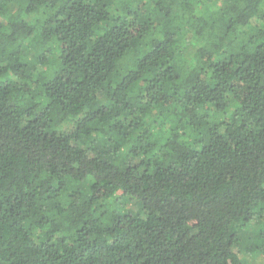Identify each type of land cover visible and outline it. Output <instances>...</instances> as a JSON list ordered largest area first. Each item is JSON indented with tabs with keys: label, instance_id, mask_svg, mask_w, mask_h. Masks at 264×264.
<instances>
[{
	"label": "trees",
	"instance_id": "obj_1",
	"mask_svg": "<svg viewBox=\"0 0 264 264\" xmlns=\"http://www.w3.org/2000/svg\"><path fill=\"white\" fill-rule=\"evenodd\" d=\"M248 256L264 0H0V264Z\"/></svg>",
	"mask_w": 264,
	"mask_h": 264
},
{
	"label": "rangeland",
	"instance_id": "obj_2",
	"mask_svg": "<svg viewBox=\"0 0 264 264\" xmlns=\"http://www.w3.org/2000/svg\"><path fill=\"white\" fill-rule=\"evenodd\" d=\"M134 209L137 210V207L134 206ZM247 259L251 264H264V258L263 257H250V256H248Z\"/></svg>",
	"mask_w": 264,
	"mask_h": 264
}]
</instances>
